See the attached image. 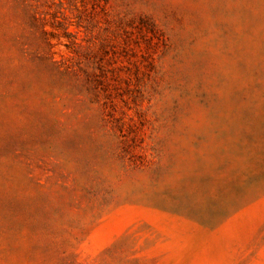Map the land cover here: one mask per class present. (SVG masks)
<instances>
[{"label":"rangeland","instance_id":"rangeland-1","mask_svg":"<svg viewBox=\"0 0 264 264\" xmlns=\"http://www.w3.org/2000/svg\"><path fill=\"white\" fill-rule=\"evenodd\" d=\"M0 264H264V0H0Z\"/></svg>","mask_w":264,"mask_h":264}]
</instances>
